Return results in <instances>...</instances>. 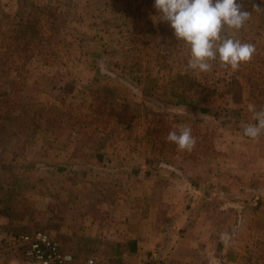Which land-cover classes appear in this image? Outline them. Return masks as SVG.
Returning a JSON list of instances; mask_svg holds the SVG:
<instances>
[{"label":"crops","instance_id":"1","mask_svg":"<svg viewBox=\"0 0 264 264\" xmlns=\"http://www.w3.org/2000/svg\"><path fill=\"white\" fill-rule=\"evenodd\" d=\"M153 2L154 0H0V44L5 39L2 35H6L2 31L13 26H23L20 25L21 18L26 16L27 7L33 5L38 14L41 12L36 18L35 26L38 39L49 38L51 30L65 34L61 37L58 49L68 52L69 46L71 52L65 55L67 62H75L74 66L77 67L78 61L105 60L106 66H93L92 69L83 70L85 78L89 73L93 84H85L88 78L84 80L80 70L81 74L70 90L71 94H84L86 98L80 106L89 117L84 125L77 126H82L79 130L81 137L86 134L85 129L91 128L88 137L92 142L103 144L78 146L76 138L68 141V138L63 140L57 137L54 142L62 144H55L52 152L47 149L38 153V182L34 186L38 189V204L45 205V209L47 206V210L50 209L53 213L69 214L67 220L63 218L66 235L85 237L98 256V261L103 259L100 264H141L149 259V254L154 249H161L160 245L183 244L182 236L189 228L190 218L188 209L184 210L181 205L184 202L195 203L207 195L204 180L199 177L196 180L190 179L187 171L190 161L197 162L203 158L204 152H200V139L204 143L203 133L200 135L199 131L196 135V151L195 148L191 152L187 150L177 162L174 159L169 162L166 158L165 163L159 161V155L154 150L141 151L137 148L133 139L135 136L126 133L134 125H147L148 119L142 111L145 107L167 109L166 104H170L169 108H180L188 104L152 101V96L145 95L148 87L146 79L154 81V86L150 84L153 91H159L158 86L163 82L161 78L164 77L166 82L173 80V60L169 59L170 54L143 55L144 58L136 59L141 60L142 68L127 73L125 65L120 61L121 53H116L114 57L108 52L110 44H114L110 39L114 37L121 42L122 52H126L128 36L133 31L136 40L141 43L142 37H156V32L164 27L174 40L172 29L166 23L156 21L157 13ZM53 6L56 20L53 23L46 22L43 13L46 8L51 9ZM67 16L69 19H66ZM77 31L92 34V37L87 34V40L100 44L101 52L93 54L86 51L79 54L72 51L78 43L84 45L86 42L85 38L72 37L73 32ZM93 34L99 41L93 38ZM148 56L150 60L147 59ZM23 59L22 54L20 60ZM37 59L44 60L43 54H39ZM151 60L155 61L154 68L146 70V64ZM127 81L128 86L125 84ZM171 91L173 90H166V93ZM261 92L262 99L259 101L264 103V90ZM103 120L104 124H101ZM182 120L190 123L187 117ZM253 123V117H242L238 121V124L246 126ZM200 124L199 120L198 129ZM118 125L123 127L121 135L115 129L119 128ZM70 127H75L73 122ZM201 128L204 129V124ZM236 130L238 132L233 131V134L228 135L229 148L222 150L226 154L217 146L218 158L215 159V163L229 165L234 180L214 182L212 198L223 201L224 197L220 195L230 190V197L224 198V201L239 208L234 214L222 213L224 220L216 222L213 231L227 237L236 235L239 241L237 244L245 246L246 250L250 246V252H258L260 247L255 246L254 240L249 238L255 236V239L264 243V132L252 139L244 136L240 129ZM178 151L180 149L177 147L175 156ZM184 151L186 150L182 152ZM14 155L19 154L13 152L10 161L5 160L6 165L17 163ZM20 155L24 159L19 164L23 165L26 159L23 154ZM189 156L193 159H189ZM161 165L167 168H159ZM28 172L26 170L24 173ZM210 195L211 193L209 198ZM185 207L188 208L186 205ZM3 217L9 220L7 216ZM184 230L186 231L183 232ZM242 230L243 236L240 237L238 233ZM129 241L132 242V247L127 244ZM82 247L77 245L83 252L86 248ZM259 252L264 257V246ZM162 253L163 258H167L168 254ZM240 259L241 253L237 254L235 264ZM183 260L188 258L184 257ZM260 260L257 262L261 264L263 260Z\"/></svg>","mask_w":264,"mask_h":264},{"label":"rangeland","instance_id":"2","mask_svg":"<svg viewBox=\"0 0 264 264\" xmlns=\"http://www.w3.org/2000/svg\"><path fill=\"white\" fill-rule=\"evenodd\" d=\"M256 2V4L259 3L258 0ZM26 11V16L21 18L22 23L20 25L23 26H13L8 30H1L6 35H2L5 36V39L0 44V128H2L3 119L10 118L9 121L13 122L10 128L13 135L9 140L5 136L2 137V140L0 139V165H6L5 160L10 161L13 152L19 154L18 156L14 155L16 164L23 162L24 158L20 154L25 156L26 161L28 159L32 161L33 157L38 158L40 151H47L48 149V152H52L55 149V144L57 146L62 144L54 142L57 137L63 140L68 138V141L76 138L75 141H77L78 146H100V144H103L102 142L91 141L88 137L91 128L85 129L86 134L81 137L82 134L79 130L82 126L79 128L77 126L84 125L88 121L84 117L86 115L80 106V103L84 104L86 98L84 94H71L66 90V85L78 79L81 74L80 70H82L81 75H83L84 80L88 78L85 80V84H93L92 80L89 79V73L85 78L83 70L92 69L93 66H106L104 65L105 60L100 62L96 60L78 61V68L75 67V62L66 61L65 55L71 52L69 46L68 49L65 48L68 52L59 51L58 49L61 37L65 34L57 30H51L49 38L47 37L46 40L43 37L38 39L35 26L37 25L36 18L41 12L38 14L36 7L33 5H29ZM43 14L46 17L43 18L46 22L53 23L56 20L54 6L51 9L46 8ZM66 19H69V16ZM138 31L140 32V30ZM167 31L168 29L164 27L158 30L156 32L157 38L154 35H145L144 38H141L142 45L136 40L137 37H135L133 31L128 36L129 45H126L128 46L126 52H122L123 46H121L118 38L110 39L114 44H110L108 52L114 57L117 55L116 53H121L119 54L121 56L120 61L125 65L127 73L136 70V68H142L141 60L136 59H139V57L144 58L143 55H148V53H151L152 56L155 54L160 56L170 54L169 59L173 60L171 63V66H173V80L166 82L164 77L161 78L163 82L158 86L159 91L154 90V94L152 92L148 95L152 96L150 97L152 101H171L170 98L177 101L182 97L189 102L186 106H180V108H169L170 104H166L167 109L145 107L142 111L148 119L147 125H134L126 133L135 136L133 139L137 148L141 151L154 150L155 154L159 155V161H164V163L167 162L165 161L166 158L169 162H172L173 159L174 162H177L181 160L183 153H187V150L184 152L180 150L178 155L175 156L177 146L166 140L169 131L173 129L178 131L179 126L187 125L191 128L192 135L195 138H197L196 135L199 131L200 135L203 133V144L200 139V152H204L203 158H200L197 162L196 160L190 161L187 171L191 176L190 179L196 180L199 177L200 180H204L207 195L205 194L206 197L202 196L195 203L194 201L186 204L184 202L181 205L184 210L188 209V217L190 218L188 230L183 231H186L185 235L182 236L183 244L160 245L162 248L154 249L153 253L149 254V259L141 264H235L239 253H241V259L237 264H260L257 262L261 261L260 258L263 260L261 264H264V257L259 252L264 243L255 239V236L250 237L249 240L253 239L254 245L260 248H258V252H250V246L249 250H246L245 246L236 243L238 241L236 235L227 237L224 234L218 235L213 231L216 222L220 223V220H224L222 213L234 214L239 207L224 201V198L230 197V190H226L225 193L220 195L224 197L223 201L221 199H218L219 201L213 200L212 198L214 182L234 180L229 165L215 163V159L218 158L217 146H220L221 151L228 150V139H230L228 135L233 134V131L238 132L236 129L243 131L246 125L238 124V121L242 117H253V112L248 107L249 104L254 105L257 111L264 109V103L259 101L262 99L261 90H264V14L261 16V20L252 26L245 24L238 31L226 29L225 35L239 39L242 42L252 43L255 46V52L251 60L241 63L236 70L230 67H221L218 61L212 62V70L208 72L187 69L189 55L187 46L183 42H178L176 38L173 40L170 34H167ZM83 32L77 31L73 34L71 32L73 38L82 37L86 40L84 45L78 43L77 47L72 48V51L79 54L86 51L93 54L101 52L99 43L97 45L87 40L88 35L92 37V34H88L87 31ZM93 38L97 40L94 34ZM22 54L24 59L20 60ZM39 54H43L44 60L37 59ZM12 56L14 57L11 59ZM147 59L150 60L149 56ZM154 64L155 61L153 62V60L148 62L145 67L146 70H153ZM146 83L147 86L154 85L153 80L146 79ZM125 84L128 86L129 81ZM165 84L169 85L166 86ZM170 89L173 91L166 93V90ZM167 96L169 98L165 99ZM184 117H190L189 124L182 120ZM193 118L195 119L193 120ZM199 120L201 123L200 129L197 126ZM71 122L75 127H70ZM101 124H104V120ZM203 124L204 129L201 128ZM118 127L115 128L114 126L118 131V135H121L123 127L122 125H118ZM75 141L74 144H76ZM202 145L203 147H201ZM197 147L196 143L194 146L195 151ZM222 152L226 154V151ZM189 159H193V157L189 156ZM37 161H34L33 173L28 172V174H25L18 170L19 172L16 174H25L26 177L23 181L28 182V184L22 185L21 179L19 180L20 184L8 191L4 190L6 172H2L0 169V236L10 231L33 232L45 230L62 244L65 243L64 245L72 249L75 255L81 259H87L92 254L96 255L91 249V245H89L90 242H87L85 237L66 235L67 231L62 214L68 217V213H53L52 210H47V206L45 209V205L38 204V189L33 187L38 182L39 167ZM159 168L167 167L161 165ZM33 176L34 184L32 185L30 177ZM195 194L197 193L195 192ZM13 195L17 199V205L11 209V207H8L6 200ZM10 212L12 215L8 217L9 220L2 216L3 213ZM238 234L240 237L243 236V230L239 231ZM175 239L178 240V238ZM77 245L90 249H84L85 251L82 252L77 248ZM162 252L165 255L168 254L167 258H163ZM253 252L257 253L254 254ZM169 255L170 258H168ZM232 255L236 256L233 257ZM184 257L188 260L182 261ZM102 261L101 258V261H98L97 264Z\"/></svg>","mask_w":264,"mask_h":264},{"label":"clouds","instance_id":"3","mask_svg":"<svg viewBox=\"0 0 264 264\" xmlns=\"http://www.w3.org/2000/svg\"><path fill=\"white\" fill-rule=\"evenodd\" d=\"M153 7L156 21L166 23L176 40L187 46V69L208 72L212 62L218 61L221 67L236 70L255 52L252 43L224 34L226 29H242L250 19L251 11L245 8L244 0H154ZM253 10L261 12L264 8L259 3ZM248 107L255 123L245 126L243 135L256 139L264 132V109L257 111L252 104ZM166 140L180 150L191 151L196 144L187 125L169 131Z\"/></svg>","mask_w":264,"mask_h":264},{"label":"built area","instance_id":"4","mask_svg":"<svg viewBox=\"0 0 264 264\" xmlns=\"http://www.w3.org/2000/svg\"><path fill=\"white\" fill-rule=\"evenodd\" d=\"M92 254L77 261L70 251L61 249L59 241L45 230L9 232L0 236V264H97Z\"/></svg>","mask_w":264,"mask_h":264},{"label":"trees","instance_id":"5","mask_svg":"<svg viewBox=\"0 0 264 264\" xmlns=\"http://www.w3.org/2000/svg\"><path fill=\"white\" fill-rule=\"evenodd\" d=\"M256 1L255 0H244L245 8L247 10L251 11L250 19L245 24L250 25V26H252L255 23H258L261 20V16L264 14L263 11L256 12L253 10V5H254V3L255 4L257 3ZM258 2L261 4V7L264 8L263 0H258ZM248 35H249V33H248ZM241 36H245V35H241ZM70 83L66 85V87H67L66 90L68 92H70V90L73 88V85H74V82L73 83L70 82ZM151 89H152V87L148 86V90H150V92H148V90H147V93L145 95L149 96L148 94L152 93ZM153 94H154V91H153ZM168 98H169L168 96L165 97V99H168ZM170 100L171 101H165V102H176V103H183V104L189 103V102H186V100H184L182 97H181V99L180 98L177 99V101L172 100V98H170ZM201 111H204V110H201ZM43 114H47V113H43ZM84 117L88 118L89 115L84 116ZM187 118L190 119V117H187ZM9 120H10V118L3 119V125H2V128H0V139L1 140H2V137H4V136L7 140L12 138L13 132H11L10 128L12 127L13 122L11 123ZM83 127H85V126H83ZM4 132H5V134H4ZM35 160L39 161V158L33 157L32 161L28 159L23 165H21V164H10V165L6 166V165L1 164L0 169L2 170V172H6L5 173L6 178H5L4 190L8 191L10 189H13V187H15L16 185L21 183V182H19V180H21V179H22V185L28 184V182L23 181L24 178L26 177L25 174L24 175H22V174L16 175V174L19 172L18 170H21L22 173H24L26 170L29 171V173H33L34 172L33 164H34ZM38 161H37V163H38ZM3 169H5V170L3 171ZM30 178H31V183L33 185L34 184V176L30 177ZM35 185L36 184H34L33 187ZM6 203L8 204V207H11V209H12V208L16 207L17 199H15L14 195H13L11 198H7ZM2 215L10 217L12 215V213L11 212L10 213H3ZM62 216L64 219H66V220L68 219V217H66L65 215H62ZM59 243H60L61 249L64 251L72 252L73 255L75 256V258L77 259V261L84 260V259L79 258L77 255H75V253L72 251V249H69V247H66V245H64L65 243L64 244H62L61 242H59ZM127 244H129V247H130L132 242L129 241V242H127ZM98 253L102 254L101 252H98Z\"/></svg>","mask_w":264,"mask_h":264}]
</instances>
